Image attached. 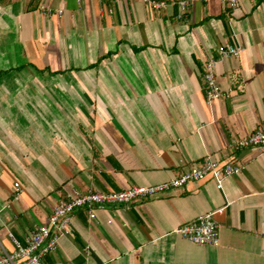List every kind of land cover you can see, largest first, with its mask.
Segmentation results:
<instances>
[{"label":"crops","instance_id":"crops-1","mask_svg":"<svg viewBox=\"0 0 264 264\" xmlns=\"http://www.w3.org/2000/svg\"><path fill=\"white\" fill-rule=\"evenodd\" d=\"M186 15L141 0H0V252L69 187L152 185L210 155L243 169L221 189L207 177L92 219L76 209L41 264H264V150L229 147L264 126V0L195 1ZM233 33L241 53L215 68L230 95L207 101L202 63ZM209 211L218 245L174 233Z\"/></svg>","mask_w":264,"mask_h":264},{"label":"built area","instance_id":"built-area-1","mask_svg":"<svg viewBox=\"0 0 264 264\" xmlns=\"http://www.w3.org/2000/svg\"><path fill=\"white\" fill-rule=\"evenodd\" d=\"M154 13H159L169 4H176L178 7V17L185 19L188 7L195 1L202 3L208 0H141ZM224 6V10H233L238 5L239 0H219ZM39 11L48 16L56 14L60 16L62 9L53 10L46 4H40ZM111 12V10H109ZM216 57H209L202 63V79L204 82V94L207 101H212L229 96V92H222L216 80V65L224 58H236L242 51L236 33L231 35V40L216 47ZM229 147L232 150H240L248 147H255L264 150V126L250 131L243 137H232L229 140ZM243 169L242 165L232 162L221 163L213 159L210 155H205L203 159L191 164L179 176L152 185H132L122 190H88L82 192L77 188L69 187L65 189V196L58 199L47 217L45 224L34 225L25 236L23 242L12 237L13 249L9 252L1 248L0 264H41L42 258L53 252L58 246L61 236L71 234V220L76 209H83L90 219L95 217V209L101 206H127L135 200H143L165 195L168 192L182 188L186 183L200 181L211 177L216 188L221 189L223 182L229 176L238 175ZM15 190L12 198L18 196V182L14 184ZM215 212L209 211L185 222L174 230L181 238L198 245L219 244V236L216 223L213 219Z\"/></svg>","mask_w":264,"mask_h":264}]
</instances>
